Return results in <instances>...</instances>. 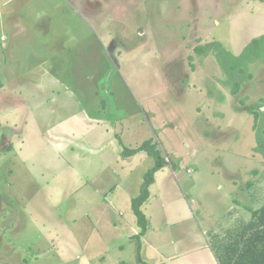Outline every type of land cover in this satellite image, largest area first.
Here are the masks:
<instances>
[{
	"label": "rangeland",
	"instance_id": "1",
	"mask_svg": "<svg viewBox=\"0 0 264 264\" xmlns=\"http://www.w3.org/2000/svg\"><path fill=\"white\" fill-rule=\"evenodd\" d=\"M263 35L264 0H0V264H227L264 205V61L208 48ZM150 139L140 237L155 162L123 149Z\"/></svg>",
	"mask_w": 264,
	"mask_h": 264
},
{
	"label": "trees",
	"instance_id": "2",
	"mask_svg": "<svg viewBox=\"0 0 264 264\" xmlns=\"http://www.w3.org/2000/svg\"><path fill=\"white\" fill-rule=\"evenodd\" d=\"M208 50L214 52L223 70L230 75L243 76L246 74L248 65L257 60L264 61V35L254 39L239 56H235L226 51L220 44L209 46ZM200 55H204L206 49H197ZM250 76V75H249ZM237 81L233 88V94H237L240 88ZM0 84V88H1ZM249 112L254 115L256 120L257 140L259 142L258 151H262L264 146V130L260 128L258 120L260 113L253 109ZM126 157H133L141 152L147 153L155 165L144 175L140 193L132 199V209L136 216L137 226L141 229V236L148 230V219L142 210L150 198V187L155 183V175L167 165V159L161 149L158 148L153 140L143 142L134 149L124 148ZM230 242L225 249V260L227 264H264V205L257 210L251 211V220L243 222L239 229L231 233ZM139 251V250H138ZM141 264H147L139 255Z\"/></svg>",
	"mask_w": 264,
	"mask_h": 264
},
{
	"label": "crops",
	"instance_id": "3",
	"mask_svg": "<svg viewBox=\"0 0 264 264\" xmlns=\"http://www.w3.org/2000/svg\"><path fill=\"white\" fill-rule=\"evenodd\" d=\"M163 169H164V168H163ZM164 170H165V169H164ZM161 172H162V171L157 172L156 175L158 176ZM156 179H157V178H156ZM153 185H154V184H153ZM153 185H152V186H153ZM152 186H151V187H152ZM150 189H151V188H150ZM150 198H151V197H150ZM149 200H150V199H149ZM148 202H149V201H148ZM144 206H145V204H144ZM144 238H145V237H144Z\"/></svg>",
	"mask_w": 264,
	"mask_h": 264
}]
</instances>
